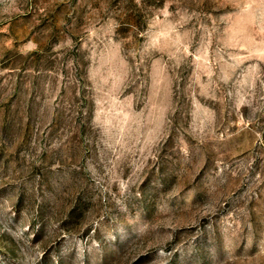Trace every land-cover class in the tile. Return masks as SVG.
I'll return each instance as SVG.
<instances>
[{
  "label": "rangeland",
  "instance_id": "1",
  "mask_svg": "<svg viewBox=\"0 0 264 264\" xmlns=\"http://www.w3.org/2000/svg\"><path fill=\"white\" fill-rule=\"evenodd\" d=\"M0 264H264V0H0Z\"/></svg>",
  "mask_w": 264,
  "mask_h": 264
}]
</instances>
